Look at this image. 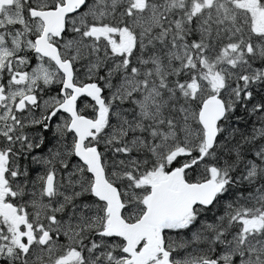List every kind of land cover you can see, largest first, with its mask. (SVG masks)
I'll use <instances>...</instances> for the list:
<instances>
[{"label":"snow or ice","instance_id":"1","mask_svg":"<svg viewBox=\"0 0 264 264\" xmlns=\"http://www.w3.org/2000/svg\"><path fill=\"white\" fill-rule=\"evenodd\" d=\"M0 264H264V0H0Z\"/></svg>","mask_w":264,"mask_h":264}]
</instances>
